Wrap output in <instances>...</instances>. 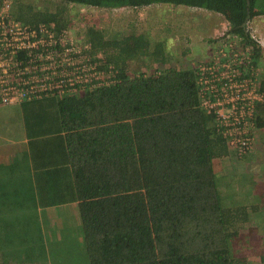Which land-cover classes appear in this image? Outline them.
<instances>
[{"label": "trees", "instance_id": "obj_1", "mask_svg": "<svg viewBox=\"0 0 264 264\" xmlns=\"http://www.w3.org/2000/svg\"><path fill=\"white\" fill-rule=\"evenodd\" d=\"M62 1L212 10L227 21L224 33L250 44L253 65L260 55L244 21L264 13V0ZM14 9L21 21H68L59 8L27 15L22 4ZM85 36L115 66L116 79L81 93L22 101L35 203L75 201L88 264H243L230 240L246 212L220 201L213 162L228 149L199 106L194 67L163 66L162 41L151 44L142 33L109 34L89 25ZM148 52L159 73L127 71L128 59ZM260 83L264 90V79ZM254 123L264 126L261 103Z\"/></svg>", "mask_w": 264, "mask_h": 264}, {"label": "rangeland", "instance_id": "obj_2", "mask_svg": "<svg viewBox=\"0 0 264 264\" xmlns=\"http://www.w3.org/2000/svg\"><path fill=\"white\" fill-rule=\"evenodd\" d=\"M18 4L23 5L25 15L28 14L26 11L59 8L83 33L91 25L109 34L142 33L151 44L162 41L163 66L192 67L207 56L210 44L215 42L208 44L205 39L201 40L206 36L201 30L209 31L214 25L213 17H208L213 24L204 20L201 29L196 27L191 34V25H184L190 20L200 23L202 18L196 16V12L202 9L183 4L158 2L142 6L96 7L62 0H14L13 10ZM210 15L217 19L216 29L212 30L219 36L225 28V19L219 13ZM217 29L220 30L218 33ZM154 64L160 67L148 52L145 56L128 59L126 69L146 72ZM3 110L5 108H0V120ZM13 133L17 135L16 130ZM213 165L222 205L237 208V213L242 208L246 212L245 220L237 221L236 233L231 237L232 254L243 264H264V126H255L253 148L249 153L236 157L228 150L226 155L215 159ZM69 208L67 211L54 209L49 219L43 214L37 218L28 216L26 230H18L21 218L15 210L8 225L6 220L0 219V264H88L77 209ZM6 226L10 231L14 230L12 236L2 233Z\"/></svg>", "mask_w": 264, "mask_h": 264}, {"label": "built area", "instance_id": "obj_3", "mask_svg": "<svg viewBox=\"0 0 264 264\" xmlns=\"http://www.w3.org/2000/svg\"><path fill=\"white\" fill-rule=\"evenodd\" d=\"M13 1L0 0V104L81 93L116 79L115 66L92 49L74 20L21 21ZM244 28L258 42L249 19ZM224 30L210 57L193 65L195 84L199 106L212 116L227 149L241 157L253 148L255 105H264V90L250 44Z\"/></svg>", "mask_w": 264, "mask_h": 264}, {"label": "crops", "instance_id": "obj_4", "mask_svg": "<svg viewBox=\"0 0 264 264\" xmlns=\"http://www.w3.org/2000/svg\"><path fill=\"white\" fill-rule=\"evenodd\" d=\"M196 8L202 9L200 12H196V16L202 18L200 23L199 21L190 20V22L188 21V23L184 25V27L188 24L191 25V34L194 32V28L198 27L201 29L200 26H202L204 20L205 22L207 20L213 24L212 21L209 20V18L213 17L214 25L216 24L215 20H217L215 19V16H211L210 13L217 14L218 12L201 7ZM249 20L261 48L256 66L260 78L264 79V13L255 14L250 17ZM214 25H212L209 31L201 30V34H206L205 37H201V40L205 39L208 44L215 41L213 44H210L211 48L209 53H207V56L202 60L210 57L211 52L217 43V39L212 40V38L215 37L212 30L215 28ZM221 25L219 26L220 29ZM216 31L218 33L220 30L217 29ZM23 102L5 105L0 104V108H5V110H3L4 113L1 114L2 120H0V219L6 220V224L8 225V220L14 216V210L17 211L20 213L19 217L21 218V221L18 223V226H20L18 230L28 229L27 221L30 216L37 218L38 215L41 216V214H43L46 219H49L54 209L62 208L66 210L68 207H71L72 209L76 207L75 201L43 207H40L35 203L32 174L28 158L27 135L25 133L23 120ZM7 108L13 109L14 113L12 114L13 111L6 110ZM27 113L29 114L30 112L27 111ZM15 130L17 131V135L13 133ZM2 131L6 132V134L2 133ZM7 132L9 134H7ZM17 202L19 205H17ZM15 207H17V209H14ZM2 233L10 234L12 236L14 230L10 231L6 226V231H3Z\"/></svg>", "mask_w": 264, "mask_h": 264}]
</instances>
